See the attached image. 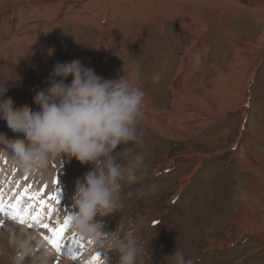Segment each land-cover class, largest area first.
<instances>
[{
	"label": "rangeland",
	"instance_id": "374dc122",
	"mask_svg": "<svg viewBox=\"0 0 264 264\" xmlns=\"http://www.w3.org/2000/svg\"><path fill=\"white\" fill-rule=\"evenodd\" d=\"M22 1L0 0V85L6 81L5 95L16 105L37 108L32 97L48 86L57 61L80 59L106 78L129 77L131 62L138 65L135 82L145 93L138 129L148 163L143 184L158 187L125 199L122 209L102 218L105 230L119 223L127 231L144 218L135 231L141 264H171L175 249L196 264H264V0L24 3L7 37ZM0 133L17 135L4 120ZM62 158L26 171L0 149V201L10 200L27 223L39 213L42 223L62 225L75 211V181L89 169ZM4 215L0 220L12 221ZM27 223L22 227L36 235L28 239L0 226V264L118 262L91 239L84 238L81 254L83 237L71 223L60 253L43 239L48 230ZM42 244L45 252L36 255Z\"/></svg>",
	"mask_w": 264,
	"mask_h": 264
},
{
	"label": "clouds",
	"instance_id": "9594fccd",
	"mask_svg": "<svg viewBox=\"0 0 264 264\" xmlns=\"http://www.w3.org/2000/svg\"><path fill=\"white\" fill-rule=\"evenodd\" d=\"M138 70L132 61L129 77L106 78L80 59L57 61L47 78L48 86L32 97L36 109L26 102L16 105L5 95L6 81L0 85V120L17 134L9 138L0 133V149L9 151L26 171L47 169L54 158L62 157L89 165L75 181L71 227L83 238L115 252L117 264H141L143 250L135 231L145 221L141 218L127 231L119 223L114 231H106L102 218L122 209L125 199L144 197L158 187L143 184L148 163L138 123L145 93L135 82ZM135 185L141 186L125 191ZM168 257L171 264H196L179 249Z\"/></svg>",
	"mask_w": 264,
	"mask_h": 264
},
{
	"label": "snow or ice",
	"instance_id": "6c2138e0",
	"mask_svg": "<svg viewBox=\"0 0 264 264\" xmlns=\"http://www.w3.org/2000/svg\"><path fill=\"white\" fill-rule=\"evenodd\" d=\"M57 182L58 181H54ZM55 197H53L54 199ZM44 201L41 200L40 204L41 207L44 205ZM0 212L4 213L5 215L9 216L12 220L18 221L20 225H24L27 223V219L23 213L16 209L15 205H4L3 201H0ZM31 220L35 224H39L42 229L48 230L50 235H43V239L47 241V243L57 252L60 253L62 251L63 245L61 244V240L63 239V233L65 229L69 226L71 221V215L65 216L63 224L58 225L56 227L50 226L48 223H42L39 219V213L36 215L31 216ZM33 223H27L28 228L33 227ZM4 224L3 220H0V225ZM72 259H76L75 256ZM96 259V257H93Z\"/></svg>",
	"mask_w": 264,
	"mask_h": 264
},
{
	"label": "bare ground",
	"instance_id": "6f19581e",
	"mask_svg": "<svg viewBox=\"0 0 264 264\" xmlns=\"http://www.w3.org/2000/svg\"><path fill=\"white\" fill-rule=\"evenodd\" d=\"M71 0H25L23 3H20L19 4V2L17 3V5H15V7H14V9H13V11H12V19H11V23H10V26L8 27V29H7V34L8 35H6L7 37L9 36V35H11V32L13 31V29H14V27H15V25H16V23H17V20H18V12H19V10H20V8H21V6L22 5H28V4H24V3H40L41 5L42 4H46V5H59V4H65V3H67V2H70ZM129 1V0H128ZM108 2V1H107ZM136 4V3H135ZM134 4V5H135ZM43 5V6H44ZM111 6V5H110ZM50 7V6H49ZM53 9V8H52ZM64 10V9H63ZM50 11V10H49ZM63 12V11H62ZM48 14V13H47ZM106 16V15H105ZM104 16V17H105ZM50 18V17H49ZM44 24V23H43ZM28 25V24H27ZM46 27V26H45ZM41 28V27H40ZM13 33V32H12ZM6 37V38H7ZM9 37H11V36H9ZM7 41V40H6ZM3 42V40H0V43H2ZM223 111V110H222ZM185 112V111H184ZM187 113V112H186ZM192 113V112H191ZM182 115V114H181ZM182 116H184V115H182ZM182 116H181V118H182ZM174 117V116H173ZM175 118V117H174ZM178 118V117H177ZM184 118H186V116L184 117ZM184 118H182V119H184ZM173 120V119H172ZM180 120V119H179ZM183 121V120H182ZM214 123V122H213ZM200 124V123H199ZM203 125V124H202ZM157 126L155 125L154 127H152V128H156ZM158 127H160L161 128V126H158ZM199 127V126H198ZM211 128V127H210ZM226 129V128H225ZM217 130V129H216ZM211 133V132H210ZM155 135V134H154ZM213 136V135H212ZM11 167H12V165H11ZM50 189V188H49ZM11 191V190H10ZM59 196V195H58ZM8 198V197H7ZM53 200V199H52ZM29 202H30V200H29ZM48 210V209H47ZM54 211V210H53ZM3 214V213H2ZM37 214V213H36ZM5 216V215H4ZM2 219V218H1ZM4 219H6V218H4ZM8 221H4V224H2V225H0L1 226V232L2 233H6V234H9V235H12V236H16L17 238H20L21 237V235H20V232L21 233H23L24 235H25V237L27 238V237H34V236H36L35 235V233L34 232H32V231H29V230H26L24 227H22V226H24V225H20L19 224V222H16V221H14V220H9V219H7ZM53 220V219H52ZM105 220V219H104ZM55 222V221H54ZM51 224V223H50ZM44 230V229H43ZM47 232V231H46ZM75 232V231H74ZM44 233H45V231H44ZM76 233V232H75ZM28 239V238H27ZM36 239V238H35ZM29 240H31L32 242H34L33 240H32V238L31 239H29ZM37 242V241H36ZM35 242V243H36ZM95 242V241H94ZM41 244V243H40ZM95 245V244H94ZM101 247V246H100ZM36 255H39V253H43V252H45V250H44V246H43V244L42 245H38L37 246V249H35L34 251H33ZM115 253V252H114ZM78 255V254H77ZM109 256V255H108ZM61 260V259H60ZM62 261V263L60 262V264H71V263H69V262H67V261H65V260H61Z\"/></svg>",
	"mask_w": 264,
	"mask_h": 264
},
{
	"label": "water",
	"instance_id": "95a60500",
	"mask_svg": "<svg viewBox=\"0 0 264 264\" xmlns=\"http://www.w3.org/2000/svg\"><path fill=\"white\" fill-rule=\"evenodd\" d=\"M24 1H25V0H24ZM24 1H22V2H20V3H23ZM20 3H19V4H20ZM16 5H17V4H16Z\"/></svg>",
	"mask_w": 264,
	"mask_h": 264
},
{
	"label": "trees",
	"instance_id": "16d2710c",
	"mask_svg": "<svg viewBox=\"0 0 264 264\" xmlns=\"http://www.w3.org/2000/svg\"><path fill=\"white\" fill-rule=\"evenodd\" d=\"M61 160H64L63 158Z\"/></svg>",
	"mask_w": 264,
	"mask_h": 264
}]
</instances>
